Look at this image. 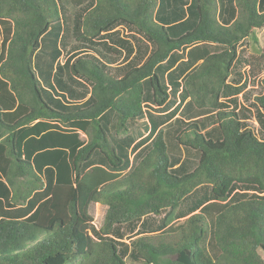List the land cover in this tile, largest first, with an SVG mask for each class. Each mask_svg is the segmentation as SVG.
I'll return each instance as SVG.
<instances>
[{"label": "trees", "instance_id": "1", "mask_svg": "<svg viewBox=\"0 0 264 264\" xmlns=\"http://www.w3.org/2000/svg\"><path fill=\"white\" fill-rule=\"evenodd\" d=\"M62 12L0 0V264H182L185 249L195 264H264V136L222 99L264 0H89L71 25L84 47L123 24L151 45L117 66L95 50L61 62ZM254 101L264 111V78ZM130 120L147 134L135 139ZM180 147L197 151L193 168ZM92 203L106 206L97 230Z\"/></svg>", "mask_w": 264, "mask_h": 264}, {"label": "rangeland", "instance_id": "2", "mask_svg": "<svg viewBox=\"0 0 264 264\" xmlns=\"http://www.w3.org/2000/svg\"><path fill=\"white\" fill-rule=\"evenodd\" d=\"M89 0H59L61 10L64 16L67 17V23L69 26V30L65 32L62 43V54L60 56V61L63 62L66 57L70 56L74 50L79 53L83 52H91L95 50L105 55L107 58H111L113 62L112 66L122 65L134 55L141 53L143 51L148 52L150 50V43L146 39L144 35L139 33L136 29L129 27L128 25H119L115 28L117 30L114 35L103 38L105 41L104 44H97L94 47H84L86 42L77 39V36L71 32V25L73 24V17L76 13L81 12V8L87 6V2ZM126 41L127 45L132 48V53L127 56L126 51L124 50V45L120 43V41ZM201 50L206 51H217L219 48L213 45L212 43H202L200 45ZM254 48H263L264 49V27L258 29L255 32L254 37L243 39L239 45L237 46L238 59L234 65L232 70V74L230 75L227 82L232 86L233 91L226 95H223V100L229 102V105H232V101L236 102L237 109L241 107V111H243L248 118L246 119V124L250 129L259 137L263 138L264 136V126L259 123V117L261 116L264 120V111L258 109L255 104V96L262 91V79L264 78V52L256 53ZM203 52V51H202ZM231 98V99H229ZM179 107V110L176 116H180L182 119L186 121L187 119V111L184 107ZM172 107L167 109H161L157 105H145V109L149 114L154 116H161L171 110ZM145 120V118H144ZM176 124H173V121L166 125H162V129L164 130L165 140L170 144L174 145L176 142L173 139L174 129L176 128ZM128 133L135 136V139H139L144 137L147 134V131L144 130L141 124L138 121L128 122ZM81 138L86 139V135L81 133ZM174 141V142H173ZM178 155L183 159L184 157L187 160L188 168L191 169L196 165L198 159V153L194 150H184L181 147L179 148ZM169 154L176 155L177 152H174L172 148H169ZM172 152V153H171ZM176 153V154H175ZM195 197V196H194ZM191 196L190 199L194 198ZM186 205V204H184ZM106 206L100 203H92L89 206V213L92 216V228L97 230L103 221V216L105 212ZM164 212L158 216L151 215L147 218L150 222V225H155L160 221V218L163 216ZM185 217L175 219L173 225L181 223ZM90 234H96L93 230H89ZM164 233V232H163ZM135 234H127L123 240L125 242H129ZM262 258L264 259V250H258Z\"/></svg>", "mask_w": 264, "mask_h": 264}, {"label": "water", "instance_id": "3", "mask_svg": "<svg viewBox=\"0 0 264 264\" xmlns=\"http://www.w3.org/2000/svg\"><path fill=\"white\" fill-rule=\"evenodd\" d=\"M262 249L264 250V245H261ZM175 259L182 263V264H195L193 260L190 258V252L188 250H181Z\"/></svg>", "mask_w": 264, "mask_h": 264}]
</instances>
